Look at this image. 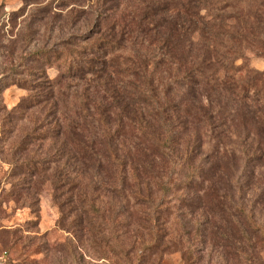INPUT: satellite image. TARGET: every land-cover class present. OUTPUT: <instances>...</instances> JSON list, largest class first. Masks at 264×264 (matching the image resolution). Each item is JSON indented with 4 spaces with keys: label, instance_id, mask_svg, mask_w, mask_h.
Segmentation results:
<instances>
[{
    "label": "rangeland",
    "instance_id": "obj_1",
    "mask_svg": "<svg viewBox=\"0 0 264 264\" xmlns=\"http://www.w3.org/2000/svg\"><path fill=\"white\" fill-rule=\"evenodd\" d=\"M184 1L119 0L117 8L108 11L110 18L101 20L96 12L101 0H0V264H264L259 238L254 246L244 237L239 241L226 219L208 214L201 185L192 190L179 183L190 174L179 156L194 140L191 123L175 124L185 152L179 148V156L157 158L147 185L122 183L119 173L82 165L80 153L55 135L56 117L71 120L68 108L79 83L63 81L57 93L54 81L61 70L53 59L48 64L39 56V50L63 46L64 41L69 46L60 48L78 47L86 34L88 42L114 24L125 35V45L114 52L118 65L130 64L145 55L137 49V39L144 40L138 13L155 3L161 10L144 24L161 26L166 19L163 8L178 10ZM207 1L193 7L203 18L200 27L206 28L197 37L201 43L213 41L221 52L222 45L229 51L236 48L238 74L259 76L264 93V49L259 45L264 42V0ZM119 30L116 38L123 34ZM115 78L131 79L122 72ZM175 98L178 95L163 101ZM198 125L196 133L205 145L191 162L203 156V175L213 164L217 139L206 136L201 122ZM245 162L241 155L236 198L254 204L264 222V165L254 172L252 160L248 171L241 172ZM57 173L59 181L53 178ZM209 178L216 182V177ZM211 180L203 186L212 185ZM164 182L172 185L170 191L161 187ZM239 186L245 187L244 198ZM92 204L103 218L102 213L88 212Z\"/></svg>",
    "mask_w": 264,
    "mask_h": 264
},
{
    "label": "trees",
    "instance_id": "obj_2",
    "mask_svg": "<svg viewBox=\"0 0 264 264\" xmlns=\"http://www.w3.org/2000/svg\"><path fill=\"white\" fill-rule=\"evenodd\" d=\"M118 1L101 0L96 9L99 19H109L108 11L116 9ZM197 1L203 0H186L181 9L172 7L175 12L163 8L166 19L163 18L161 26L157 22H150V26L144 24L149 18H156L161 8L155 3L148 10L143 8L137 20L142 25L140 32L144 33V40L137 39L140 42L137 49L145 55L130 64L121 61L118 65L119 55L114 52L125 45V35L114 24L108 29L106 26L101 28L97 32L99 36L88 42L86 34L78 47L60 48L69 46L65 45L69 42L64 41L63 46L41 48L39 56L48 60V64L53 59L61 70L58 80L54 81L57 93L63 81L75 79L79 83L73 94L72 107L68 108L71 120L67 121L65 116L56 117L55 135L71 143L80 153L82 165L119 173L122 183L147 185L152 181L149 171L157 164V158H170L171 154L179 156L177 151L181 142L175 124L179 120L191 123L192 132L195 130L191 135L194 140L188 143L186 153L179 156L190 174L179 183L192 190L201 185L199 192H204L208 214L226 219L229 230L234 228L235 233H239V241L244 237L254 246L257 245L255 239L259 238L260 246L264 248V222L259 221L254 204L237 200L238 190L234 183L239 177L241 155L246 156L248 162L241 172L248 171L247 166L252 160L256 161L254 172L264 165L261 78L254 74L248 77L238 74L236 48L229 51L222 45L224 51L221 52L215 49L213 41L201 43L197 34H204L206 28L200 27L203 18L193 8ZM219 1L223 0H217V3ZM120 17L113 19L118 22ZM115 29L123 33L118 38ZM260 43L264 49V42ZM151 67L154 70H150ZM149 71L152 72L149 74ZM120 72L130 76V81L121 78L116 81L114 77ZM170 95H178V98L164 102L163 98ZM63 114L65 112H61ZM240 121L243 131L238 127ZM199 122L205 127L206 136L217 139L212 152L213 164L211 167L209 164L203 175L202 162H206L203 156L197 163L191 162L195 155L197 159L205 145L196 133ZM127 129H130L128 134ZM209 176L216 177V182ZM224 177L229 179V184L225 183ZM53 178L59 181L60 174H54ZM206 179L211 180L212 185L203 186ZM55 183L59 188V183ZM161 187L168 192L172 185L164 182ZM244 188L239 186L242 197L245 196ZM198 198L202 199V196ZM90 209V214L100 213V216L102 213L103 218V212L95 205L92 204Z\"/></svg>",
    "mask_w": 264,
    "mask_h": 264
}]
</instances>
